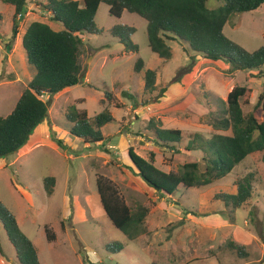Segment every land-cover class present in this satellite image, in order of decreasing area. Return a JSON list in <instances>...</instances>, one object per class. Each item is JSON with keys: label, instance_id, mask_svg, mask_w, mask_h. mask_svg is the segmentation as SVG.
I'll return each instance as SVG.
<instances>
[{"label": "rangeland", "instance_id": "374dc122", "mask_svg": "<svg viewBox=\"0 0 264 264\" xmlns=\"http://www.w3.org/2000/svg\"><path fill=\"white\" fill-rule=\"evenodd\" d=\"M46 3L48 0H28L30 7L18 18L20 33L36 21L49 23L56 32L64 29L51 21L50 13L43 8ZM222 5L219 0H208L211 9ZM13 16L14 9L0 0V77L5 76L0 78V117L12 113L19 94L35 75L15 47ZM96 23L104 31L102 35L80 36L85 43L81 57L84 82L53 97L44 95L42 99L50 103L49 116L22 150L0 160V201L38 249L41 264H264L261 154L248 158L227 178L206 189L181 188L176 195L164 198L136 175L128 156L130 148L146 159L154 154L155 165L167 173H177L183 165L201 161L203 153L186 151L189 140L196 134L205 139L215 134L231 135L215 132L211 123L222 115L226 107L223 102L235 87H247L252 92L244 113L256 109L264 96V77H253L260 71L229 74L228 65L190 55L177 42H171L174 57L165 63L149 47L147 21L128 12L117 19L106 4L100 7ZM116 26L136 29L132 41L139 46V53H126L110 35ZM225 34L250 52L259 49L264 45V6L236 15L225 27ZM13 48L15 51H11ZM140 58L145 68L137 74L134 67ZM147 70L158 71L156 95L168 89L157 103L144 94ZM106 92L113 98L103 104ZM72 105L90 116L106 108L112 112L115 121L103 129L105 144L88 145L71 137L65 114ZM151 119L161 122L164 129L182 131L179 152L155 143L156 135L149 129ZM38 138L41 144L37 145ZM54 138L62 140L66 150L60 149ZM249 173L255 174L254 196L245 208L233 212L235 221H230L226 208L214 197L236 194L237 181ZM98 176L112 181L133 210L138 205L149 208V234L130 242L112 224L100 200ZM49 177L56 178L52 196L44 190V179ZM46 227L55 234L54 242L48 241ZM229 241L244 246L249 257L240 258L225 248ZM115 244L123 245L124 250L114 253L118 251L111 249ZM0 245V264H19L2 223Z\"/></svg>", "mask_w": 264, "mask_h": 264}, {"label": "trees", "instance_id": "16d2710c", "mask_svg": "<svg viewBox=\"0 0 264 264\" xmlns=\"http://www.w3.org/2000/svg\"><path fill=\"white\" fill-rule=\"evenodd\" d=\"M219 1L223 5L211 9L208 7V0H48L43 8L50 13L51 21L62 25L64 29L56 32L48 23L36 21L26 30L23 48L28 65L35 70V75L12 113L7 117H0V160L22 150L32 141L37 128L49 116L47 103L42 99L44 95L53 97L84 82L86 73L81 65V57L85 43L80 36H99L104 33L96 23L103 4L109 7L110 15L117 19H122L124 13L128 12L146 20L149 47L164 62L173 59L171 42H177L185 46L188 54L194 53L211 63L228 65L229 74L260 71L253 77L263 78L264 45L250 52L228 38L225 27L236 15L262 8L264 0ZM3 2L15 8L12 28V38L15 40L20 33L18 18L25 15L28 0ZM109 33L125 47L126 53H139V46L132 41L135 28L116 26ZM7 48L9 50L10 46ZM144 68L145 62L138 59L134 72L140 74ZM3 77L5 76H1V79ZM157 79L158 71L145 72L144 94L156 103L165 97L168 90L163 88L156 95ZM104 95L103 104L106 103L105 100L111 101L113 98L110 92ZM130 97L135 99L134 96ZM251 98L252 92L247 87L232 89L227 101L223 102L226 107L222 115L211 123L215 132H231V135L215 134L211 139H205L200 134L194 135L189 140L186 151L201 152L203 159L183 165L177 173L159 169L155 165L154 154L146 159L130 148L128 156L137 171L136 175L149 189L164 198L176 195L181 188L206 189L227 178L248 158L257 154L262 155L264 164V96L260 97L256 109L246 115L244 107L250 105ZM65 117L66 129L71 137L83 140L88 145L105 144L103 129L115 121L108 108L90 116L76 105L68 108ZM149 129L155 133V143L159 147L179 152L183 141L182 131L164 129L161 122L154 119L150 120ZM52 137L55 135L52 134ZM54 139L60 149L66 150L62 140ZM104 152L109 153L108 150ZM255 184V174L249 173L237 181L236 194L215 195L214 200L221 202L227 210L226 218L235 221L233 212L242 210L249 204L254 196ZM55 186L56 178L44 179V190L48 196L54 194ZM97 189L107 217L130 242H136L149 234V208L142 205H138L136 210L130 208L119 189L104 176L97 177ZM0 223L7 231L19 264H41L38 249L21 230L16 216L2 201ZM45 232L50 243L56 240L49 228L46 227ZM225 248L237 253L240 258L249 257L246 248L235 242L229 241ZM111 249H117L114 253H119L124 250V246L115 244ZM1 253L3 251L0 245Z\"/></svg>", "mask_w": 264, "mask_h": 264}, {"label": "crops", "instance_id": "0c3cea01", "mask_svg": "<svg viewBox=\"0 0 264 264\" xmlns=\"http://www.w3.org/2000/svg\"><path fill=\"white\" fill-rule=\"evenodd\" d=\"M47 4V3H46ZM10 6V5H9ZM29 7H30V5H28ZM12 7V6H11ZM13 9H14V15H15V8L14 7H12ZM31 8H34L33 7V5H31ZM14 17V16H13ZM49 24V23H48ZM50 25V24H49ZM51 27H52V25H50ZM29 27V26H28ZM27 27V28H28ZM27 28L26 29H24V30H22V33H19V35H18V37L16 38L17 40H16V43H15V47H17V50H19V51H21V53H20V55H21V57H24V59L26 60V64H27V67L30 69V70H32L33 68H31L29 65H28V61H27V56H26V52H25V50H24V48H23V37H24V35H25V33H26V30H27ZM53 28V27H52ZM3 42V41H2ZM11 51H15V49L13 48V49H11ZM12 60V58L10 57L9 58V64H10V62H12L11 61ZM16 61V60H15ZM16 63H18L17 61H16ZM166 63V62H165ZM11 67V66H10ZM1 75V74H0ZM1 78V77H0ZM33 79V78H32ZM32 81V80H31ZM31 81H29V83L31 82ZM1 84V83H0ZM2 85H0V87H1ZM26 87H27V85H26ZM22 94L23 93H21V95L19 94V99L21 98V96H22ZM19 101V100H18ZM35 138V137H34ZM37 139V137L35 138V140ZM38 143H37V145L38 144H41V139H39L38 138ZM36 145V146H37ZM193 263V262H192Z\"/></svg>", "mask_w": 264, "mask_h": 264}, {"label": "water", "instance_id": "95a60500", "mask_svg": "<svg viewBox=\"0 0 264 264\" xmlns=\"http://www.w3.org/2000/svg\"><path fill=\"white\" fill-rule=\"evenodd\" d=\"M47 107H48V108L50 107V103L47 104Z\"/></svg>", "mask_w": 264, "mask_h": 264}]
</instances>
